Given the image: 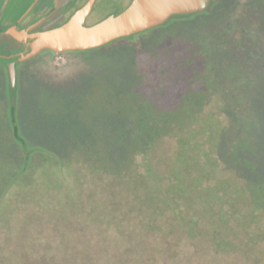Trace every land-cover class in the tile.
Wrapping results in <instances>:
<instances>
[{"label": "rangeland", "instance_id": "1", "mask_svg": "<svg viewBox=\"0 0 264 264\" xmlns=\"http://www.w3.org/2000/svg\"><path fill=\"white\" fill-rule=\"evenodd\" d=\"M131 1L89 15L85 26L121 13ZM2 3L1 57L21 48L4 29L30 1ZM116 41L124 43L121 57L42 50L17 68L14 85L0 63V75L12 86L13 107L16 85L24 83L13 111L22 125L29 120L25 126L40 138L15 151L27 158L22 169L46 175L37 180L47 177L52 184L69 171L52 185L51 203L71 217L74 204L68 196L87 190L75 181L86 186L89 173L102 168L92 181L100 183L108 156L114 165L122 163L109 187L116 199L112 211L85 214L101 226L97 234L103 245L81 248L75 264H264V0H239L227 15L210 18L173 15L103 46ZM120 61L134 69L122 71ZM152 83L158 84V94L166 92L156 98L147 88ZM149 101L165 110L155 107L150 116ZM139 151L150 153L145 159L134 156L140 178L135 173L132 189L142 202L134 197L124 205L112 186L123 188L125 163ZM88 156L97 157L93 166ZM66 158L73 164L62 170ZM83 169L84 176H78L75 171ZM22 173L4 189L0 207ZM146 187L155 194L147 197Z\"/></svg>", "mask_w": 264, "mask_h": 264}, {"label": "trees", "instance_id": "2", "mask_svg": "<svg viewBox=\"0 0 264 264\" xmlns=\"http://www.w3.org/2000/svg\"><path fill=\"white\" fill-rule=\"evenodd\" d=\"M122 40H127V37H123ZM116 42L108 44L107 46H102L101 48L90 49L89 53L92 55L101 54L105 56L108 54L107 52H113L111 56L119 55L121 57V49L119 46H122L124 43L118 45V42ZM178 56H182V53L179 52ZM188 56H191V53L188 54ZM123 62L124 61H120L118 65V68L122 71L134 69L130 68V65H124ZM126 77H130V75H126ZM135 78L136 76L131 79V81H135ZM15 79L16 77L13 79L11 78L12 85H14ZM0 80V179L2 176L4 177L0 182V197L10 180L15 177L18 171H23L16 184L10 188L7 195H5L0 207V264H75L80 258L78 252H80L79 250L81 248L90 250L103 245L101 237L97 234L101 226L96 227L95 221L93 219H88L85 214L88 210L90 212H95L96 210L105 212L112 211L116 199L114 200L113 197L115 194L114 191L109 189V187L112 182V177L113 179L117 177V165L121 166L122 163H116V165H114L108 156L106 158L108 161L106 167L109 168L104 167L105 175L100 183H93L92 181L95 177H98L102 168L93 170L94 172L89 173V180L86 186L81 181L76 180V183L83 188H87V190L85 189L73 198L68 196L70 202L74 204L72 216H68L64 207L55 206L56 204L51 203V191L54 189L52 185H55L57 182L58 184L61 183L62 178H66V174L68 175L69 171L67 170L66 174L61 172L57 178H54L53 184L47 177L40 179V181L37 180L41 176H46L44 174L37 175L34 170H30L29 168V172L28 170L24 172L22 167L26 165L27 158L24 155L17 156L15 151L21 150V145L23 146L28 143L30 146L35 143L33 141L34 138H40L35 137L37 133H35L34 130L32 131L27 125L25 126V124H29V120L22 125L17 117V111H13L14 108L18 109L20 96L19 88L21 89V85H24V83L19 80L16 85L18 89L15 93V96H17V106L13 107V93L10 91L12 86L3 75H0ZM124 80L127 79L124 78ZM156 85L158 86V84L152 83L150 86H147V88L152 87V93L157 98L158 95L165 93L166 90L163 89V91L158 94ZM163 85L164 82L161 85L162 88H164ZM175 95L177 98L180 96L179 94ZM147 105L150 116L152 111H155L154 108L160 106L159 103L156 102L154 104L152 101H149ZM255 107L261 113L260 106L255 105ZM159 108V111L165 110L164 108ZM262 116L261 119H263ZM46 134V137H50V134ZM12 148L14 149L13 153ZM139 152L133 154V159L131 155V158L128 155V161L125 163L128 165H125V180L122 179L123 188L120 189L112 186L115 191L120 193L121 201L124 205L128 204L134 197L138 204L142 202L141 194H138L136 191L133 193L134 191L132 189L134 188L132 180L136 178V175L140 178L137 172L138 167H136L139 165L136 164L134 156L140 155L141 158L142 154V158L145 159L150 153ZM87 158L89 159V163L93 166L97 157L88 156ZM147 160H149V158H147ZM34 162L35 160L31 161V164ZM56 164L59 166L58 162H56ZM72 164V159L66 158V162L62 161V166L59 167L63 170ZM84 170L85 169L75 172L78 176H84ZM135 173L137 174L135 175ZM150 173L151 170L144 173V175H149ZM131 175H133L132 178ZM59 179L61 180L59 181ZM27 181H30V185L27 184ZM78 189L77 187L74 188L72 194H75ZM143 190L146 191L147 197L150 196V194H155L151 192L152 189L150 190L149 187H146V189L143 188ZM118 221L117 219L114 224ZM103 240L106 243L107 236L103 237ZM36 247H41L44 250L54 248L58 252L55 255L49 256L46 255L44 250L37 255L31 254L28 251H17L19 249ZM9 248L15 251L6 253V249ZM62 250H67L68 253L60 254L59 252Z\"/></svg>", "mask_w": 264, "mask_h": 264}, {"label": "water", "instance_id": "3", "mask_svg": "<svg viewBox=\"0 0 264 264\" xmlns=\"http://www.w3.org/2000/svg\"><path fill=\"white\" fill-rule=\"evenodd\" d=\"M211 0H133L128 8L116 16H109L93 26H83L88 9L77 12L66 24L45 32L29 35V47L21 53L25 60L44 49L56 53L64 51L90 50L119 38L158 26L173 15L189 14L204 10ZM18 39L26 35L11 31ZM0 61L7 60L0 56ZM13 79L14 65H10Z\"/></svg>", "mask_w": 264, "mask_h": 264}, {"label": "flooded vegetation", "instance_id": "4", "mask_svg": "<svg viewBox=\"0 0 264 264\" xmlns=\"http://www.w3.org/2000/svg\"><path fill=\"white\" fill-rule=\"evenodd\" d=\"M9 1L10 0H0V2H3L2 5L4 7H7V3ZM29 1L30 3L26 6L24 12L20 15V17L11 24L5 26L4 29V32H8V34L10 35H12V30L23 32L26 35L24 38H22V40H18L20 42L21 48L14 53H10V55L3 56V58H5L7 62L0 61V63H4L3 65H5V67L7 68L8 74L10 76V65H14L15 71L17 73V68L25 61L21 53H23L32 42V40L29 38V35H31L32 33L45 32L58 28L66 24L77 12L88 9L87 15L83 22V26H85L86 19L89 17V15L93 13L99 14L103 12L107 7H120L122 5V1L124 0H49L47 4L46 0ZM132 1L130 3H132ZM238 2L239 0H211L208 6L202 11L175 16L188 17L198 14H204L210 18L211 16L216 17L219 14L227 15V13L233 10ZM4 11L5 9L2 12ZM116 15H118V13H112L109 14L106 18ZM12 36L15 37L14 34ZM44 50L47 52L55 53L50 49Z\"/></svg>", "mask_w": 264, "mask_h": 264}]
</instances>
